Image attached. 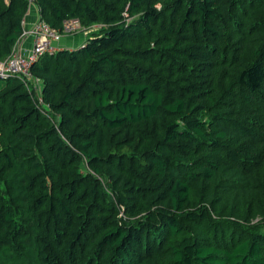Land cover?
<instances>
[{"label":"trees","instance_id":"trees-1","mask_svg":"<svg viewBox=\"0 0 264 264\" xmlns=\"http://www.w3.org/2000/svg\"><path fill=\"white\" fill-rule=\"evenodd\" d=\"M31 4L101 26L0 77V264H264V0Z\"/></svg>","mask_w":264,"mask_h":264},{"label":"built area","instance_id":"built-area-1","mask_svg":"<svg viewBox=\"0 0 264 264\" xmlns=\"http://www.w3.org/2000/svg\"><path fill=\"white\" fill-rule=\"evenodd\" d=\"M101 24L85 27L78 18L66 19L61 29L51 26L46 20L39 18L31 27L25 28L23 35L32 36V46L22 51L20 40L14 46L11 54L0 61V77L16 76L22 79L29 89H34L40 95V81L36 78L31 67L34 61L44 52H54L59 49L56 44L64 35L77 34L80 31H89L99 28ZM22 38V37H21ZM41 99V97H40Z\"/></svg>","mask_w":264,"mask_h":264},{"label":"crops","instance_id":"crops-1","mask_svg":"<svg viewBox=\"0 0 264 264\" xmlns=\"http://www.w3.org/2000/svg\"><path fill=\"white\" fill-rule=\"evenodd\" d=\"M39 18H40L39 11L37 7L34 4H31L28 10L24 28L31 27L32 24ZM85 40H86V35L84 34L83 35L80 34L77 36L64 35L62 39L56 44L58 45V48L59 47L74 48L83 44ZM20 45H21V50L23 52L24 51L27 52V50H29L32 46V36L31 35L22 36V38L20 39Z\"/></svg>","mask_w":264,"mask_h":264},{"label":"rangeland","instance_id":"rangeland-1","mask_svg":"<svg viewBox=\"0 0 264 264\" xmlns=\"http://www.w3.org/2000/svg\"><path fill=\"white\" fill-rule=\"evenodd\" d=\"M91 30H97V28H95V29H91ZM86 35L87 36V32L86 31H80L79 33H77V34H72V36H77V35Z\"/></svg>","mask_w":264,"mask_h":264}]
</instances>
